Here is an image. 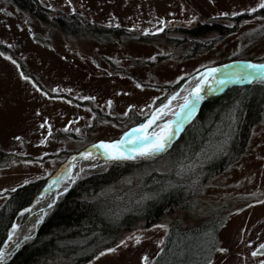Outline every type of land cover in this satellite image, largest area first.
I'll return each instance as SVG.
<instances>
[{
    "label": "rangeland",
    "instance_id": "1",
    "mask_svg": "<svg viewBox=\"0 0 264 264\" xmlns=\"http://www.w3.org/2000/svg\"><path fill=\"white\" fill-rule=\"evenodd\" d=\"M40 1L90 22L126 28L130 34L110 40L88 33L68 36L13 3L0 2V43L8 47L0 50V207L16 188L39 179L45 182L18 213L16 226L27 219L29 206L59 167L98 141L117 139L133 124L121 122L127 115L148 118L160 105L186 94L211 65L264 60V6H256L260 0ZM197 24L216 28L186 34ZM255 80L264 81V76ZM167 148L143 159L158 160L152 164L161 167ZM122 159L84 168L46 204L40 224L8 260L36 236L48 209L79 178ZM136 180H118L100 195L119 205L117 190L128 183L135 186ZM213 215H221L223 224L211 264L264 261V121L253 127L240 158L208 179L190 206L151 225L123 231L118 242L107 247L113 251L102 249L81 264H151L170 223L198 224ZM14 230L12 225L0 248ZM45 263L69 264L64 256Z\"/></svg>",
    "mask_w": 264,
    "mask_h": 264
},
{
    "label": "trees",
    "instance_id": "2",
    "mask_svg": "<svg viewBox=\"0 0 264 264\" xmlns=\"http://www.w3.org/2000/svg\"><path fill=\"white\" fill-rule=\"evenodd\" d=\"M1 1L13 3L68 36L88 33L100 40H110L129 32L123 27L90 22L80 14L49 8L40 0ZM213 29L197 24L185 32L199 34ZM7 48L0 43L1 51L6 52ZM132 114L121 122L137 124L144 120ZM263 121L264 81L231 85L221 94L210 96L182 134L162 153L161 167L152 164L158 160L146 162L139 156L86 172L48 209L36 236L26 240L6 264H46L60 256L66 257L69 264H81L118 242L123 231L151 225L175 209L187 208L208 179L240 158L253 127ZM133 176L137 178L135 186L128 183L117 190L121 196L116 197L119 205H112L100 195L118 180ZM44 183L39 179L16 188L0 207V247L18 213ZM222 224L221 215L198 224L170 223L151 264H208L219 246L216 233Z\"/></svg>",
    "mask_w": 264,
    "mask_h": 264
},
{
    "label": "bare ground",
    "instance_id": "3",
    "mask_svg": "<svg viewBox=\"0 0 264 264\" xmlns=\"http://www.w3.org/2000/svg\"><path fill=\"white\" fill-rule=\"evenodd\" d=\"M243 61L245 60H236V63L228 62L226 64L213 67L212 69H215L214 72H208L204 76H201L200 81L193 85L182 97L172 98L166 104H163L165 105V108L160 110L158 113L160 118L156 119L154 124L149 126V129L151 130L153 126H156L158 121L166 119L170 116L167 120L170 122L168 129L171 132V137L167 143L169 144L178 134L188 118H190L197 111V108L204 96L208 94L211 96L221 94L222 92L219 93V91L227 84V82H240L242 80L249 79L248 74H252V76L255 77H261V70L249 68V62ZM201 81L204 82L201 83ZM218 81H223V83H218ZM197 84H200L199 94L202 98L196 101L194 107L191 109V114L189 115L188 111L181 108V105L184 103L186 98L194 99L195 93L193 92V89ZM160 106L158 109H160ZM162 125L163 123L160 127ZM85 152L89 153V155H81V153ZM112 159L115 158H113L110 154H107L104 148L98 144H94L83 152L74 155L71 160L64 163V165L60 167V170L57 171V173H54V175L50 178L49 183L43 188L42 192L37 196L32 205L29 206V215L27 219L21 225H17L14 232L11 233L10 238L3 245L2 249H4V258L0 259V264H3L4 260H8L9 258L7 256L12 254L20 242L25 237L29 236L33 229L40 224V220L44 216L46 204L54 200L55 196L62 188H66L72 179L76 177L84 168L93 167ZM8 261H6L5 264Z\"/></svg>",
    "mask_w": 264,
    "mask_h": 264
},
{
    "label": "snow or ice",
    "instance_id": "4",
    "mask_svg": "<svg viewBox=\"0 0 264 264\" xmlns=\"http://www.w3.org/2000/svg\"><path fill=\"white\" fill-rule=\"evenodd\" d=\"M256 6L257 7L264 6V0H260V3L257 4ZM248 11H252V9L249 8ZM145 31H147V29H145ZM9 59H11V57H9ZM248 67L261 70L260 75L264 76V64H252L251 62H249ZM214 71L215 69H207L206 73L214 72ZM24 78L28 79V77H24ZM248 78L252 79L253 78L252 74H248ZM203 82L204 81H201V83ZM218 83H223V81H218ZM199 89H200V84H197L196 87L193 89V92L195 93L194 99L186 98L184 103L181 105V108H183L185 111H188L189 115L191 114V109L194 107L196 101L202 98L199 94ZM45 95H47V93H45ZM110 103L111 101H109V104ZM164 108L165 105L162 104L160 106V109L154 110L151 113V116L144 123L138 124L135 126V128L129 129L118 140H111V141L101 140L98 142V144L106 150L107 154H110L113 158L116 159L126 156L134 159L136 158L137 155L146 156L163 151L168 143V140L171 137V132L168 129V125L170 122L165 120L163 122V125L159 129L152 127L150 130L149 126L153 125L154 121L160 118L158 116V113L160 112V110ZM40 143H44V141L41 140ZM81 155L87 156L89 155V153L85 152V153H81ZM16 227L17 226L13 224V228ZM128 239H130V237ZM135 239L138 241L140 237L136 236ZM120 243L123 244L124 240H121ZM260 247L264 248V244L260 245ZM220 250L225 251V249H220ZM111 251H113V249L111 248H105L103 250V252H111ZM253 254L255 255V252H253ZM3 258H4V249L0 248V259ZM147 259H148L147 256L142 257V260L146 261ZM209 264H211L210 261ZM261 264H264V261H261Z\"/></svg>",
    "mask_w": 264,
    "mask_h": 264
},
{
    "label": "water",
    "instance_id": "5",
    "mask_svg": "<svg viewBox=\"0 0 264 264\" xmlns=\"http://www.w3.org/2000/svg\"><path fill=\"white\" fill-rule=\"evenodd\" d=\"M236 63V62H235ZM254 64H264V63H254ZM256 77L255 76H253V78L252 79H245V80H242V81H240V82H227V84L223 87V88H221L220 89V91H219V93L220 92H222V91H224L227 87H229L230 85H233V84H244V83H249V82H251L253 79H255ZM209 96H211L210 94H208V95H206V96H204L203 98H202V100H201V102H200V104H199V106H198V108H197V111L190 117V118H188V120L183 124V126L181 127V129H180V131H179V133H178V135L176 136V137H178L181 133H182V131L184 130V128L187 126V124L194 118V116L196 115V113L198 112V110H199V108H200V106H201V104H202V102H203V100L204 99H206L207 97H209ZM72 159V157L71 158H69V160H71ZM65 190V189H64ZM58 194H59V192H58Z\"/></svg>",
    "mask_w": 264,
    "mask_h": 264
},
{
    "label": "flooded vegetation",
    "instance_id": "6",
    "mask_svg": "<svg viewBox=\"0 0 264 264\" xmlns=\"http://www.w3.org/2000/svg\"><path fill=\"white\" fill-rule=\"evenodd\" d=\"M210 26H211V25H210ZM164 28H165V27H164ZM212 28H216V27H215V26H214V27H213V26H211V29H212Z\"/></svg>",
    "mask_w": 264,
    "mask_h": 264
}]
</instances>
